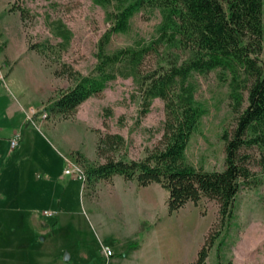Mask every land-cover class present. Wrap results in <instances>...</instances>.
<instances>
[{
  "label": "rangeland",
  "instance_id": "obj_1",
  "mask_svg": "<svg viewBox=\"0 0 264 264\" xmlns=\"http://www.w3.org/2000/svg\"><path fill=\"white\" fill-rule=\"evenodd\" d=\"M110 9L93 0H0V56L11 57L0 62L5 75L0 90L16 107L11 124L19 136L11 149L7 131L0 130V264H191L204 243L210 244L207 264H264V166L255 147L245 151L255 181L240 191L227 228L221 226L215 199L189 201L170 213L167 191L158 183L140 186L118 174L83 183L64 173L70 164L85 169L89 162H104L98 142L106 133L122 134L125 143L118 154L136 159L161 137L163 100L155 98L149 112L141 114L142 99L131 78L111 80L72 115L47 109L75 82L65 69L94 72ZM160 20L158 10L142 9L131 18L129 32L112 35L108 51L129 46L139 36H156ZM59 23L70 31L66 45ZM39 43H48L44 53L37 50ZM259 57L264 65V40ZM153 63L151 57L148 65ZM223 74L213 70L192 77L195 98L208 112L186 154L206 170L224 168L222 135L233 131L240 113ZM243 94L241 110L247 105L246 89ZM112 243L117 249L109 260L103 246Z\"/></svg>",
  "mask_w": 264,
  "mask_h": 264
},
{
  "label": "trees",
  "instance_id": "obj_2",
  "mask_svg": "<svg viewBox=\"0 0 264 264\" xmlns=\"http://www.w3.org/2000/svg\"><path fill=\"white\" fill-rule=\"evenodd\" d=\"M107 11L109 28L97 43L94 72L80 74L72 67L64 70L74 77V84L53 98L47 109L56 115L69 116L88 97L104 90L117 77L131 78L142 99L141 114L149 112L155 98L164 102L165 118L158 144L143 158L118 154L125 143L120 133H106L99 138L98 154L104 162H89L86 182L121 175L140 186L158 183L167 191L169 212L187 202L198 203L203 197L219 203L221 226L229 227L236 216L240 191L251 186L255 173L245 151L257 148L264 166V65L263 0H93ZM156 9L161 20L156 36L137 37L129 46L108 51L113 34L127 33L131 18L142 9ZM24 18V11L21 10ZM67 44L70 31L57 25ZM44 53L48 43H39ZM31 48H36L33 45ZM154 63L148 65L150 58ZM213 70L229 77L234 109L239 113L236 127L225 131V166L206 170L192 164L186 150L200 120L208 109L195 98V74ZM246 89L247 105L243 90ZM113 152V154H109ZM220 234V233H218ZM218 234L214 235L218 236ZM213 238V239H214ZM210 244L204 243L191 264H207Z\"/></svg>",
  "mask_w": 264,
  "mask_h": 264
},
{
  "label": "crops",
  "instance_id": "obj_3",
  "mask_svg": "<svg viewBox=\"0 0 264 264\" xmlns=\"http://www.w3.org/2000/svg\"><path fill=\"white\" fill-rule=\"evenodd\" d=\"M5 55H7L6 52H4L0 56V62L5 59ZM9 58H11L9 55H7ZM5 85V84H4ZM7 102H10L11 106H6ZM13 102L7 95L5 90H0V130H5L7 131V140L9 141L11 136L13 135L12 133V119L15 117L16 113V107L15 105H12ZM110 245V244H108ZM112 249L115 250L117 249L116 247L113 246V243L110 245ZM71 257V255H70ZM114 256H112L109 260H113Z\"/></svg>",
  "mask_w": 264,
  "mask_h": 264
},
{
  "label": "built area",
  "instance_id": "obj_4",
  "mask_svg": "<svg viewBox=\"0 0 264 264\" xmlns=\"http://www.w3.org/2000/svg\"><path fill=\"white\" fill-rule=\"evenodd\" d=\"M5 84V75L3 71L0 69V86ZM47 115V112H44V116ZM11 149H14L19 144V136L18 134H13L9 140ZM64 173L66 175L75 176L78 179H80L83 183H86V175H85V169L80 167L77 164H70L68 167L64 169ZM103 253L105 257H110L114 254V251L111 246L104 245L103 246Z\"/></svg>",
  "mask_w": 264,
  "mask_h": 264
},
{
  "label": "water",
  "instance_id": "obj_5",
  "mask_svg": "<svg viewBox=\"0 0 264 264\" xmlns=\"http://www.w3.org/2000/svg\"><path fill=\"white\" fill-rule=\"evenodd\" d=\"M70 258V254L68 252L65 253V259H69Z\"/></svg>",
  "mask_w": 264,
  "mask_h": 264
}]
</instances>
